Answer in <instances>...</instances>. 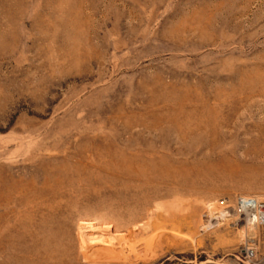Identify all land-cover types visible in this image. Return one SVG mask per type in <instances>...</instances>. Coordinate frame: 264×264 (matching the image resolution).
Here are the masks:
<instances>
[{"label": "rangeland", "instance_id": "1", "mask_svg": "<svg viewBox=\"0 0 264 264\" xmlns=\"http://www.w3.org/2000/svg\"><path fill=\"white\" fill-rule=\"evenodd\" d=\"M239 196L264 0H0V264L246 263Z\"/></svg>", "mask_w": 264, "mask_h": 264}, {"label": "built area", "instance_id": "2", "mask_svg": "<svg viewBox=\"0 0 264 264\" xmlns=\"http://www.w3.org/2000/svg\"><path fill=\"white\" fill-rule=\"evenodd\" d=\"M234 206L238 221H242L245 227L258 231L256 242L252 240L245 247L246 263L243 261L237 263L249 264L254 260L259 244H264V200L239 196L235 199Z\"/></svg>", "mask_w": 264, "mask_h": 264}, {"label": "bare ground", "instance_id": "3", "mask_svg": "<svg viewBox=\"0 0 264 264\" xmlns=\"http://www.w3.org/2000/svg\"><path fill=\"white\" fill-rule=\"evenodd\" d=\"M203 264H216V263H213V262L208 261V262H205Z\"/></svg>", "mask_w": 264, "mask_h": 264}]
</instances>
